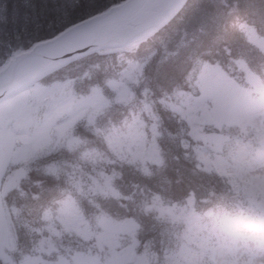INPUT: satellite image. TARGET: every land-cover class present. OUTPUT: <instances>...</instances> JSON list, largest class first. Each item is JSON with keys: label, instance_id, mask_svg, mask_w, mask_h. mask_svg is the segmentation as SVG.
<instances>
[{"label": "snow or ice", "instance_id": "6c2138e0", "mask_svg": "<svg viewBox=\"0 0 264 264\" xmlns=\"http://www.w3.org/2000/svg\"><path fill=\"white\" fill-rule=\"evenodd\" d=\"M32 11L0 53V264H264V0Z\"/></svg>", "mask_w": 264, "mask_h": 264}, {"label": "trees", "instance_id": "16d2710c", "mask_svg": "<svg viewBox=\"0 0 264 264\" xmlns=\"http://www.w3.org/2000/svg\"><path fill=\"white\" fill-rule=\"evenodd\" d=\"M65 0H47V7L48 8H55L63 5ZM100 0H73V4L77 7H84L87 9L96 8ZM35 4L37 8L44 6V0H0V8L6 9L4 13H0V16H6L7 22L0 21V53L7 51V46L9 43L15 47L18 43L16 37L19 35L23 38V31L24 27L27 24L29 27L32 24L33 19V11L32 6ZM62 71L57 72L54 70L53 72L47 74L45 77L50 80H55L62 77L69 69H64L61 67ZM22 165H12L8 167L4 173L3 178L7 180V178L14 174L19 167ZM175 165H170L169 169L167 170V175L171 179H175V175L173 173V168ZM40 177L37 174H32V179L36 180ZM159 177L154 178L153 180H145L139 173L135 172L132 169L126 168L124 173V178L120 181L121 188L124 192H132L136 191L133 189L132 185L134 183H140L142 185H147V188H151L155 190V185ZM25 191L35 190L32 185L28 182H25L23 185ZM147 190V189H146ZM183 225L178 227L179 231L183 230ZM152 233H148V236H152ZM159 236L156 234V243L154 246V251H156L157 255L163 256V252L161 251V245L159 243ZM73 245V246H72ZM64 246L65 247H76V243H71L69 241V237L66 236L64 239ZM195 248L196 246L193 245ZM198 250V249H197ZM143 248H139L138 252H142Z\"/></svg>", "mask_w": 264, "mask_h": 264}, {"label": "water", "instance_id": "95a60500", "mask_svg": "<svg viewBox=\"0 0 264 264\" xmlns=\"http://www.w3.org/2000/svg\"><path fill=\"white\" fill-rule=\"evenodd\" d=\"M88 37L85 35H77L69 38V44L62 50H54L52 54L46 55L44 59L52 66V68L45 73V76L53 72L57 67H63L64 62V52L74 51L73 41H78L80 43L87 42Z\"/></svg>", "mask_w": 264, "mask_h": 264}, {"label": "rangeland", "instance_id": "374dc122", "mask_svg": "<svg viewBox=\"0 0 264 264\" xmlns=\"http://www.w3.org/2000/svg\"><path fill=\"white\" fill-rule=\"evenodd\" d=\"M23 147V142L22 141H17L14 145H12L11 147V151L12 152H16L17 150L21 149ZM12 165H19V163L16 162L15 158H12L9 160L8 164H7V167L5 168L4 172H3V176H4V173L6 171V169L9 167V166H12ZM246 234L249 236V237H252L253 236V233L251 231H247L246 230ZM69 241L73 244V243H76L77 244V238L75 236H71L69 237ZM121 244L126 246L127 245V237L126 236H123L122 239H121ZM249 245L251 247H255V240L254 239H250L249 240ZM73 246V245H72ZM241 252V255L243 256L244 259H247L248 258V250L245 249V248H241L240 250ZM262 258L264 257H261L260 255H257L256 259L257 261L261 260Z\"/></svg>", "mask_w": 264, "mask_h": 264}]
</instances>
